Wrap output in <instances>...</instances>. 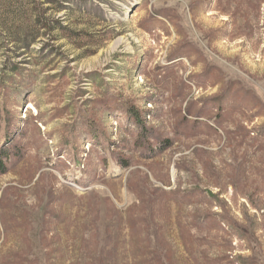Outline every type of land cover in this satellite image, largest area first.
<instances>
[{
	"label": "rangeland",
	"instance_id": "1",
	"mask_svg": "<svg viewBox=\"0 0 264 264\" xmlns=\"http://www.w3.org/2000/svg\"><path fill=\"white\" fill-rule=\"evenodd\" d=\"M0 264H264V0H0Z\"/></svg>",
	"mask_w": 264,
	"mask_h": 264
}]
</instances>
